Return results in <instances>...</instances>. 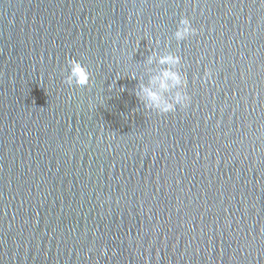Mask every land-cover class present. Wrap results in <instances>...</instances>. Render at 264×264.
Listing matches in <instances>:
<instances>
[{
	"label": "water",
	"instance_id": "water-1",
	"mask_svg": "<svg viewBox=\"0 0 264 264\" xmlns=\"http://www.w3.org/2000/svg\"><path fill=\"white\" fill-rule=\"evenodd\" d=\"M0 264H264V0H0Z\"/></svg>",
	"mask_w": 264,
	"mask_h": 264
},
{
	"label": "clouds",
	"instance_id": "clouds-1",
	"mask_svg": "<svg viewBox=\"0 0 264 264\" xmlns=\"http://www.w3.org/2000/svg\"><path fill=\"white\" fill-rule=\"evenodd\" d=\"M194 31L195 30L190 26L188 19L181 18L174 35L177 40H182L193 34ZM68 63L70 65V69L67 82H75L78 85L87 84L89 80V74L84 66L75 59H69ZM159 63L176 65L179 63V58L172 55H166L160 57ZM206 75L208 74L206 73ZM152 83H158V87L160 90L168 91L172 87L182 88L185 81L184 78L177 72L171 71L169 69H164L161 71L158 77L153 78ZM141 92L146 99L153 102L154 105L160 107L162 110H173V103L161 102L159 91H154L151 87L143 86L141 88ZM187 99L188 97L186 95H183L180 91H177L172 97L173 102L180 103L182 106L186 104Z\"/></svg>",
	"mask_w": 264,
	"mask_h": 264
}]
</instances>
